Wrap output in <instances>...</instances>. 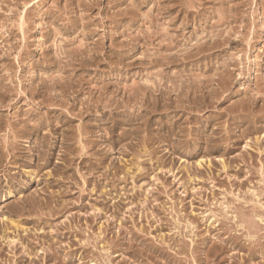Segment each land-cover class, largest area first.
Returning a JSON list of instances; mask_svg holds the SVG:
<instances>
[{"label":"rangeland","instance_id":"rangeland-1","mask_svg":"<svg viewBox=\"0 0 264 264\" xmlns=\"http://www.w3.org/2000/svg\"><path fill=\"white\" fill-rule=\"evenodd\" d=\"M263 174L264 0H0V264H264Z\"/></svg>","mask_w":264,"mask_h":264},{"label":"bare ground","instance_id":"bare-ground-1","mask_svg":"<svg viewBox=\"0 0 264 264\" xmlns=\"http://www.w3.org/2000/svg\"><path fill=\"white\" fill-rule=\"evenodd\" d=\"M163 1V0H162ZM133 2V1H132ZM158 2V1H157ZM78 5V4H77ZM158 7V6H157ZM81 20V19H80ZM158 30V29H157ZM156 30V31H157ZM160 31V30H159ZM164 31V30H163ZM167 31V30H166ZM172 33V32H171ZM152 34V33H151ZM155 35V34H154ZM172 37V36H171ZM170 37V38H171ZM164 41V40H163ZM162 41V42H163ZM223 41V40H222ZM162 44V43H161ZM208 44V43H207ZM200 45V44H199ZM68 49V48H67ZM79 49V48H78ZM173 49V48H172ZM62 50V49H61ZM80 50V49H79ZM72 51V50H71ZM77 51V50H76ZM186 51V50H185ZM67 52H68V50H67ZM173 52V51H172ZM176 53V52H175ZM65 54V53H64ZM72 54V53H71ZM176 55V54H175ZM66 56V55H65ZM180 56V55H179ZM79 57V56H78ZM83 57V56H82ZM65 58V57H64ZM232 59V58H231ZM69 62H70V60H69ZM155 62H157V61H155ZM59 63H60V61H59ZM83 63V62H82ZM167 64V63H166ZM170 64V63H169ZM224 66V65H223ZM6 76V75H5ZM160 78V77H159ZM166 79V78H165ZM197 79V78H196ZM155 80V79H154ZM161 80H162V78H161ZM198 80V79H197ZM57 81V80H56ZM55 81V82H56ZM60 81V80H59ZM58 81V82H59ZM171 81V80H170ZM69 82V81H68ZM85 82V81H84ZM173 82V81H172ZM176 82V81H175ZM180 82V81H179ZM79 83V82H78ZM157 83V82H156ZM164 83V82H163ZM169 83V82H168ZM184 83V82H183ZM68 84V83H67ZM75 84V83H74ZM195 85V84H194ZM158 86V85H157ZM191 86V85H190ZM196 86V85H195ZM81 87V86H80ZM166 87V86H165ZM159 88V87H158ZM181 88H183V87H181ZM185 88V87H184ZM100 89V88H99ZM105 89V88H104ZM142 89V88H141ZM153 89V88H152ZM173 90V89H172ZM194 90V89H193ZM192 90V91H193ZM137 92V91H136ZM173 92V91H172ZM186 92V91H185ZM92 94V93H91ZM129 94V93H128ZM165 95V94H164ZM63 96V95H62ZM151 97V96H150ZM163 97V96H162ZM172 98V97H171ZM175 98V97H174ZM178 98H180V97H178ZM93 99V98H92ZM249 99V98H248ZM96 100V99H95ZM98 100V99H97ZM113 100V99H112ZM181 100V99H180ZM179 101V100H178ZM93 102V101H92ZM96 102V101H95ZM81 103V102H80ZM96 104V103H95ZM115 105V104H114ZM210 108V107H209ZM111 109V108H110ZM245 114V113H244ZM102 116V115H101ZM56 125V124H55ZM34 126V125H33ZM10 132V131H9ZM11 134V133H10ZM40 140V139H39ZM35 144V143H34ZM38 144V143H37ZM5 146V145H4ZM90 146V145H89ZM13 147V146H12ZM10 151V150H9ZM260 155V154H259ZM50 162V161H49ZM261 166V165H260ZM209 167V166H208ZM210 170V169H209ZM225 170V169H224ZM140 171V170H139ZM138 172V171H137ZM264 175V174H263ZM34 176V175H33ZM131 177V176H130ZM122 178V177H121ZM98 179V178H97ZM68 192V191H67ZM103 192V191H102ZM100 195V194H99ZM33 197V196H32ZM97 200V199H96ZM64 205H65V203H64ZM62 208V207H61ZM48 214V213H47ZM250 223V222H249ZM248 223V224H249ZM254 223V222H253ZM50 224V223H49ZM44 232V231H43ZM257 234V233H256ZM94 237V236H93ZM117 238V237H116ZM249 238V237H248ZM102 239H104V238H102ZM44 240V239H43ZM254 240V239H253ZM38 241V240H37ZM94 241V240H93ZM93 241H91V243L93 242ZM105 241V240H104ZM99 243H100V241H99ZM83 244V243H82ZM88 244V243H87ZM93 244V243H92ZM94 244H95V242H94ZM86 245V244H85ZM89 246V245H88ZM129 246V245H128ZM90 247V246H89ZM24 248V247H23ZM15 249V248H14ZM37 251V250H36ZM63 252V251H62ZM65 252V251H64ZM93 252V251H92ZM78 253V252H77ZM98 253H99V251H98ZM46 254V253H45ZM68 255V254H67ZM93 255V254H92ZM91 255V256H92ZM100 255V254H99ZM53 256V255H52ZM59 256V255H58ZM78 256V255H77ZM114 256V255H113ZM44 257V256H43ZM90 257V256H89ZM175 257V256H174ZM95 258V257H94ZM93 258V259H94ZM30 259V258H29ZM28 259V260H29ZM43 259V258H42ZM55 260V259H54ZM92 260V259H91ZM96 260H98V259H96ZM108 260H110V259H108ZM221 260V259H220ZM51 261V260H50ZM90 261V260H89ZM101 261V260H100ZM159 261V260H158ZM99 262V261H98ZM110 262V261H109ZM241 262V261H240ZM42 264V263H41ZM45 264V263H44ZM99 264V263H98Z\"/></svg>","mask_w":264,"mask_h":264}]
</instances>
